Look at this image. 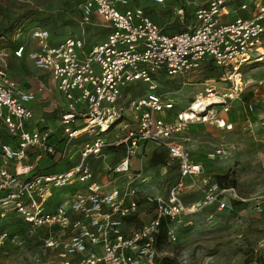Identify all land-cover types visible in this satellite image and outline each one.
<instances>
[{
	"label": "built area",
	"instance_id": "obj_1",
	"mask_svg": "<svg viewBox=\"0 0 264 264\" xmlns=\"http://www.w3.org/2000/svg\"><path fill=\"white\" fill-rule=\"evenodd\" d=\"M68 1L78 5L82 23L95 17L103 20L108 30L102 41L90 45L77 35L55 39L48 28L37 26L28 29L29 39L19 42L25 25L12 37L16 45L11 55L27 56L50 78L51 87L40 82L31 89L9 70L7 55L0 53V219L17 215L35 229H47L51 238L46 245L59 253L61 264H156L162 219L169 222L166 241H176L172 225L177 219L205 207L226 209L232 200H243L235 185H222L207 175L178 136L194 121L233 127L225 116L241 99L244 74L264 63V0H199L192 11L188 6L194 0H184L175 12L182 23L191 20L186 30L173 33L134 0ZM207 66L221 72V78L207 80L204 93L186 111L167 113L175 103L156 90L157 76ZM137 81L150 85L146 94L131 102L134 127L119 103L125 88ZM52 89L61 98L54 100L61 134L41 125L44 119L37 118L32 106ZM200 99L204 110H191ZM246 109L253 105L247 103ZM117 121L125 133L111 143L123 149L109 169L112 175L128 174L133 159L148 144L166 150L178 163L177 178L167 192L144 197L154 213L137 228H130L127 218L140 211L138 189L132 182L106 187L95 178L91 163L109 145L94 136L108 132ZM87 133L93 139L83 142ZM223 152L217 148L211 156ZM50 156L60 163L75 156L79 160L67 169L48 172L40 162ZM70 187L69 197L58 193ZM194 194L199 196L186 200ZM56 196L61 198L58 202ZM255 206L264 211V198H257Z\"/></svg>",
	"mask_w": 264,
	"mask_h": 264
},
{
	"label": "rangeland",
	"instance_id": "obj_2",
	"mask_svg": "<svg viewBox=\"0 0 264 264\" xmlns=\"http://www.w3.org/2000/svg\"><path fill=\"white\" fill-rule=\"evenodd\" d=\"M134 1L146 7L167 33L175 31L169 28L174 27L175 22L179 27L183 26L175 11L184 0H166L164 3H155L153 0ZM198 2L199 0H194L188 10L192 11ZM19 8L29 11V16L23 23L27 30L19 42L29 39L28 29L37 26L48 28L55 39L77 35L90 45L102 41L107 34L108 29L99 17H95L89 24L82 23L79 9L68 0H0V28L5 14ZM11 40H0V53L7 55L9 70L21 81L35 88L38 81L50 82L49 77L36 69L29 58L16 59L11 55L16 45L12 38ZM203 69L176 76H157L154 81L156 90L171 97L175 103L174 110L167 113L186 111L196 96L204 93L205 83L209 79L205 77ZM244 77L245 88L241 99L234 102L232 111L225 116L233 124L232 128L219 127L211 121H194L188 123L178 136L191 151L194 160L203 165L207 175L216 180L218 176H228L243 200H232L230 207L222 210L205 207L193 215L174 221L172 226L177 233V240L165 241L158 248L159 258L174 257V264H246L251 251L254 254L264 253V211L255 206L257 198H264V63L247 70ZM149 85L150 83L137 81L126 87L129 90L127 93L123 91L119 106L124 109L126 121L134 127L136 120L131 102L146 94ZM52 100V103L40 102L37 118L43 117V124L56 128L61 134V129L57 128V125L61 126L57 122L59 117L54 108L51 109L55 98ZM247 103L253 105L252 110L246 109ZM215 109H220V106ZM161 116L164 117L165 113H161ZM124 133L117 121L108 132L93 135L94 138L106 139L109 145L101 156H93L91 163L95 178L106 187L124 186L132 182L138 189L140 211L128 223L130 228H137L148 223L154 213L153 208L145 203L144 197L166 193L177 178L178 163L168 159L166 165L152 166L150 157L156 147L148 144L145 151L133 159L132 169L128 174L112 175L109 169L120 159L123 149L114 148L111 143ZM93 136L87 133L82 141H91ZM217 148H222L224 152L211 156ZM73 160L61 161L54 170L74 164L79 157L75 156ZM49 165L48 161L40 162L41 168ZM61 192L69 197L73 194V189L70 187L65 191L58 190V193ZM197 196L199 195L188 196L186 200L191 201ZM60 199L56 196L54 202ZM5 233L6 236L1 240ZM50 238L47 229H35L26 223L22 224L17 215L0 219V264H61L59 253L46 245L45 240Z\"/></svg>",
	"mask_w": 264,
	"mask_h": 264
},
{
	"label": "trees",
	"instance_id": "obj_3",
	"mask_svg": "<svg viewBox=\"0 0 264 264\" xmlns=\"http://www.w3.org/2000/svg\"><path fill=\"white\" fill-rule=\"evenodd\" d=\"M75 4V3H74ZM78 8V5L75 4ZM79 9V8H78ZM80 11V10H79ZM29 16V11L26 8H19L13 11H9L5 14L4 19H3V26L0 28V40L3 38H9L10 42L12 41L11 38L14 36L16 33V30L21 26L24 25V21L28 18ZM191 20V17H188L185 19V21L182 23L183 26L179 27L177 22L174 23L173 26H169V28L174 29L175 31L173 32H181L186 30L187 25L189 24ZM167 32V31H166ZM203 71L205 72V77L207 79H220L221 78V72L217 71L213 67L207 66L204 67ZM128 88V87H127ZM127 88H125L124 92L127 93L129 91ZM168 159L172 160L169 158L168 153L164 149L156 148L151 157H150V164L152 166H160V165H166L168 163ZM45 161L50 162V165L47 167H44L42 169L48 171V172H55L59 170H54V167L59 165V161L55 160L53 156H50L48 159ZM71 167L70 165H67L66 167L60 169L64 170ZM217 181L222 184V185H234V183L230 180H228V176H218ZM134 217L132 218H127L128 221L133 220ZM19 221L22 224H25V222L19 217ZM169 228V222L162 219L161 224H160V232L157 235V246L158 248L165 243L166 238H167V231ZM176 262V259L174 257H162L158 258L157 264H174ZM246 264H264V253L260 254H254L253 251L248 254V257L246 259Z\"/></svg>",
	"mask_w": 264,
	"mask_h": 264
},
{
	"label": "crops",
	"instance_id": "obj_4",
	"mask_svg": "<svg viewBox=\"0 0 264 264\" xmlns=\"http://www.w3.org/2000/svg\"><path fill=\"white\" fill-rule=\"evenodd\" d=\"M27 57V56H26ZM25 58V57H24ZM44 75V74H43ZM47 78H48V76L47 75H45ZM50 79V78H49ZM50 82H46V81H44V80H42V81H38V83H37V85L41 82H44L48 87H51L52 86V83H51V80H49ZM27 83V82H26ZM28 84V83H27ZM30 84H28V86H29ZM30 88L31 89H35V87L34 86H30ZM53 91H51V92H47V93H44L43 95H39V99L35 102V103H33V108L35 109V112H36V115L38 116V114H37V112H38V106L40 105V102L41 101H43V102H49V103H52L53 102V98H57L58 100L59 99H61V98H59V96H58V93L55 91V89H52ZM55 107V104L51 107V109H53ZM45 109H47V107H45ZM40 120L41 119H44L43 117L42 118H39ZM44 121H45V119H44ZM43 121V122H44ZM43 122L41 123V125H43ZM145 151V150H144ZM142 152V151H141ZM141 152H140V154H141ZM139 154V155H140Z\"/></svg>",
	"mask_w": 264,
	"mask_h": 264
},
{
	"label": "bare ground",
	"instance_id": "obj_5",
	"mask_svg": "<svg viewBox=\"0 0 264 264\" xmlns=\"http://www.w3.org/2000/svg\"><path fill=\"white\" fill-rule=\"evenodd\" d=\"M211 100H214V101H218L217 99H211ZM216 103V102H214ZM202 101L200 99L199 102L196 103V105L194 106V108H191V110H198V111H203L204 108H201L202 107ZM190 114H193V113H190ZM192 118H195V115L192 116Z\"/></svg>",
	"mask_w": 264,
	"mask_h": 264
}]
</instances>
